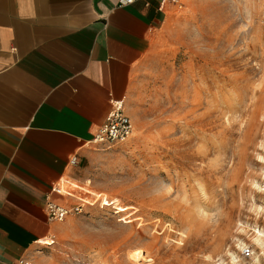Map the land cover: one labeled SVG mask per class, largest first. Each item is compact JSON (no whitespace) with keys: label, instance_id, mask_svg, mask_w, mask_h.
<instances>
[{"label":"rangeland","instance_id":"374dc122","mask_svg":"<svg viewBox=\"0 0 264 264\" xmlns=\"http://www.w3.org/2000/svg\"><path fill=\"white\" fill-rule=\"evenodd\" d=\"M179 1L125 102L132 134L75 182L137 212L65 179L82 211L51 264H264V0Z\"/></svg>","mask_w":264,"mask_h":264},{"label":"crops","instance_id":"0c3cea01","mask_svg":"<svg viewBox=\"0 0 264 264\" xmlns=\"http://www.w3.org/2000/svg\"><path fill=\"white\" fill-rule=\"evenodd\" d=\"M161 1L0 0V264H51L67 227L44 203L79 205L52 188L86 177L110 101L131 98L173 9Z\"/></svg>","mask_w":264,"mask_h":264},{"label":"built area","instance_id":"2783aa9c","mask_svg":"<svg viewBox=\"0 0 264 264\" xmlns=\"http://www.w3.org/2000/svg\"><path fill=\"white\" fill-rule=\"evenodd\" d=\"M121 3H133L135 0H119ZM164 4L171 6L180 5L179 0H162L160 9L163 8ZM111 111L108 113L104 120L103 125L96 130L92 137V143L99 150H107L112 145L125 142V140L132 134L133 124L130 118L125 112V106L122 101H110ZM78 160L76 157L71 158L69 166L74 167L77 165ZM53 194L69 195L68 193L62 192L61 184L57 187L52 188ZM44 211L46 212L47 218L54 223H61L66 218L79 214L81 210L80 205H75L73 208H66L60 203H56L53 200H46L44 203ZM240 257L248 260L252 259L253 251L248 247H244L240 250ZM17 264H33L27 259H20Z\"/></svg>","mask_w":264,"mask_h":264},{"label":"bare ground","instance_id":"6f19581e","mask_svg":"<svg viewBox=\"0 0 264 264\" xmlns=\"http://www.w3.org/2000/svg\"><path fill=\"white\" fill-rule=\"evenodd\" d=\"M71 188H76L78 189L81 193H83L84 195H87V196H94V200L92 202L86 200V199H81L80 200L84 203H87L89 205H92L93 203H95L96 201L100 200V208L103 209V208H109L111 207L112 209L115 210V214H120V213H123L125 214L126 218L124 219H127V218H130V216H133L134 214H136L137 210L132 207V206H129V205H126V206H121L120 205V202L118 199L116 198H105L102 194H99V193H93L92 191L90 192L89 190H87L86 188L84 187H81L79 185H77L75 182H71V181H65ZM264 188V186H263ZM62 192L64 193H67L66 191L62 190ZM69 195H71L69 193ZM72 196V195H71ZM75 196V195H74ZM73 196V197H74ZM76 197V196H75ZM127 222H130V220H127ZM255 240L257 242V244L264 248V233L260 232L259 230L256 231L255 233ZM43 244L44 245H52L53 243L50 242L49 240H46V241H43ZM133 260L135 262H140L142 260H144L145 258L143 256H141L139 253H136L132 256ZM147 262H150L151 260L149 259H146Z\"/></svg>","mask_w":264,"mask_h":264}]
</instances>
